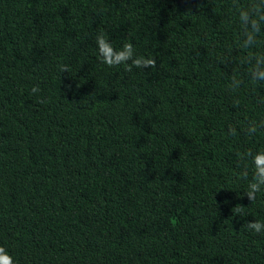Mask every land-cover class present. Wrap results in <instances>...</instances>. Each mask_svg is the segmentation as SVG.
Returning a JSON list of instances; mask_svg holds the SVG:
<instances>
[{"label": "trees", "instance_id": "obj_1", "mask_svg": "<svg viewBox=\"0 0 264 264\" xmlns=\"http://www.w3.org/2000/svg\"><path fill=\"white\" fill-rule=\"evenodd\" d=\"M261 17L264 0H0V246L15 264H264ZM100 33L156 66L102 63Z\"/></svg>", "mask_w": 264, "mask_h": 264}, {"label": "clouds", "instance_id": "obj_2", "mask_svg": "<svg viewBox=\"0 0 264 264\" xmlns=\"http://www.w3.org/2000/svg\"><path fill=\"white\" fill-rule=\"evenodd\" d=\"M240 18L245 22L246 26H250L251 33H259V27L257 20L251 19L249 13L247 11L240 12ZM264 19V17H261ZM249 34L247 39L250 43L253 39L252 34ZM96 44L98 47L99 55L101 58V62L108 65L109 67L127 64L131 61V65H129L128 70H131L132 66L138 68H152L156 66V60L154 58H144V57H136L134 56L133 45L130 43L124 44L122 48L119 50L115 49L112 44L105 38L103 33H100L96 36ZM60 71L69 72L68 66L62 65ZM253 79H258L264 81V71H256L252 74ZM39 91L38 87H33L32 92L37 93ZM44 101H41L43 103ZM259 128L264 127V124H260ZM257 125L247 124L245 129L247 134L254 135L258 130ZM229 134L234 135L235 129L229 128ZM254 163L256 166L257 174L260 178V183L264 184V153L258 154L254 157ZM260 191V186L257 183H252L250 185V190L247 193L248 199L250 201H254L256 199V193ZM235 212H242L241 206L237 205L235 207ZM247 228L255 230L256 232H260L262 228V224L260 222H253L247 225ZM0 264H15L13 257L8 252V250L0 246Z\"/></svg>", "mask_w": 264, "mask_h": 264}]
</instances>
